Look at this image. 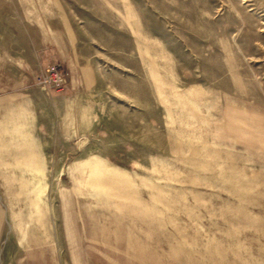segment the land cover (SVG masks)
<instances>
[{"label":"rangeland","instance_id":"rangeland-1","mask_svg":"<svg viewBox=\"0 0 264 264\" xmlns=\"http://www.w3.org/2000/svg\"><path fill=\"white\" fill-rule=\"evenodd\" d=\"M58 50L91 95L0 103V264H264V0H0V92ZM94 156L114 173L86 175Z\"/></svg>","mask_w":264,"mask_h":264},{"label":"crops","instance_id":"crops-1","mask_svg":"<svg viewBox=\"0 0 264 264\" xmlns=\"http://www.w3.org/2000/svg\"><path fill=\"white\" fill-rule=\"evenodd\" d=\"M54 63H57L58 68L62 73L66 75V81L61 87H52L51 90H43L42 83L40 82V77L46 75L45 74H36L35 69L36 62L35 60H32L30 63H24V60L22 63H20V67H22V71L25 72L24 77L30 78L32 82L34 81L35 85L32 87L25 88L24 91L19 90H10L6 92H0V103L3 100H8L9 96L11 95H62V98L67 103L68 100L74 99L75 95H91L90 92V85L92 83V70L87 65L81 66L78 58L76 56L70 57L62 56L59 53V50L57 51V55H53V58L51 60ZM45 86V85H44ZM8 95V96H7ZM21 127V126H20ZM19 127V128H20ZM20 131L21 129H17ZM66 137H60V139H65ZM69 140V139H68ZM74 147H79L80 145L78 143H73ZM23 176V175H22ZM24 178V176L22 177ZM27 195H29V192H25ZM35 207L34 212H24L23 210H20L18 212L13 213L14 218V225L17 228L18 232L20 233V239L23 243L28 244V237L29 235L34 234L35 226L32 224V220L37 218L42 220L47 212V207L45 204H33ZM71 204H69L66 209L64 207L65 212V221L66 225L68 226V230L71 232L73 231V218L69 212ZM0 214H1V208H0ZM35 217V218H34ZM44 224V223H43ZM42 234L45 236L46 233L42 231ZM73 242V240H72Z\"/></svg>","mask_w":264,"mask_h":264},{"label":"bare ground","instance_id":"bare-ground-1","mask_svg":"<svg viewBox=\"0 0 264 264\" xmlns=\"http://www.w3.org/2000/svg\"><path fill=\"white\" fill-rule=\"evenodd\" d=\"M82 164H83V168H84L86 175H91L95 173H103V172L104 173L105 172L114 173V170L109 165L105 164L102 158L99 156H94L93 158L86 159L82 161ZM30 166L31 167L29 168V171L32 173L31 180L36 183V186L34 189L28 191L29 192L28 197L31 199L32 204L47 205V202H46L47 182H45L46 175L44 172L45 167L44 165H41L37 162H35L33 165H30ZM60 174H63L62 171L60 172ZM71 192L72 190H68L66 188H60V193H61V197H62L65 209L69 204H71V195H72Z\"/></svg>","mask_w":264,"mask_h":264},{"label":"built area","instance_id":"built-area-1","mask_svg":"<svg viewBox=\"0 0 264 264\" xmlns=\"http://www.w3.org/2000/svg\"><path fill=\"white\" fill-rule=\"evenodd\" d=\"M66 81V75L60 71L57 65H50L46 70V75L40 77V82L43 85L52 87H61Z\"/></svg>","mask_w":264,"mask_h":264}]
</instances>
